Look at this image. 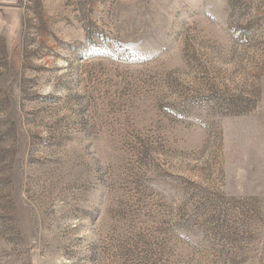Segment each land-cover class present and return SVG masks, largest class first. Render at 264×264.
I'll use <instances>...</instances> for the list:
<instances>
[{
  "label": "rangeland",
  "instance_id": "1",
  "mask_svg": "<svg viewBox=\"0 0 264 264\" xmlns=\"http://www.w3.org/2000/svg\"><path fill=\"white\" fill-rule=\"evenodd\" d=\"M0 264H264V0H0Z\"/></svg>",
  "mask_w": 264,
  "mask_h": 264
}]
</instances>
